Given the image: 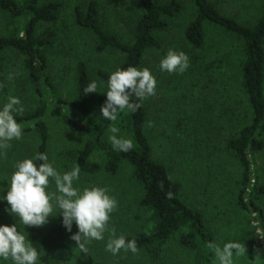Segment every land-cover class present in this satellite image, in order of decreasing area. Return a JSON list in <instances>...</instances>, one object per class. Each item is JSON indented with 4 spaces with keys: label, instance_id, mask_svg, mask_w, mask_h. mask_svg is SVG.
<instances>
[{
    "label": "trees",
    "instance_id": "16d2710c",
    "mask_svg": "<svg viewBox=\"0 0 264 264\" xmlns=\"http://www.w3.org/2000/svg\"><path fill=\"white\" fill-rule=\"evenodd\" d=\"M191 4L193 17L182 30L183 52L189 57V68L179 74L177 80L167 82L171 86L167 94L174 98L180 95L184 100L202 87L206 88L202 94L206 96L211 85L222 84L225 78L217 80V77L226 70L228 74L232 73L230 80L239 83L245 97V111L242 118L236 116L238 100L235 107L228 106L224 112L229 127L226 151L239 167L235 204L238 210L247 214L246 260L249 264H264V241L261 244L249 226L254 213L253 220H257L264 230V211L256 202L264 198V183L256 176L253 160L264 137V8L254 24L248 26L223 15L212 0H191ZM63 6L56 0H0V16L10 29L6 36L0 35V98L7 93L3 63L11 53L20 59L34 96L35 107L15 118L22 124L23 134L33 133L37 137L36 153H47L49 123H56L82 137V146L76 154L80 166L97 155L102 160L104 173L116 176L125 169L140 194V226L134 236L126 237L137 241L140 254L155 261L163 256L171 242H176L190 254V264H212V249L208 245L215 242V238L208 231L202 213L183 201L182 185L171 175L170 167L155 158L145 132L148 111L144 100L136 111L120 112L116 121L104 119L101 113L110 74L128 66L143 69L145 55L161 47L157 35L167 31L170 21L185 12L183 3L181 0H134V19L127 40L103 27L98 0H75L67 8ZM62 9H66L74 27L90 35L95 53L114 52L120 56L113 70L98 69L93 76L88 64L82 59L77 60L71 98L68 99L60 95L48 73V51L61 29L66 27L60 22ZM210 28L237 42L236 57L232 52L222 53L223 48L207 49L206 37ZM208 52L211 54L207 55ZM93 79L97 80V92L85 94L84 89ZM131 100L137 102L135 96ZM195 105L193 112L189 111L192 115L198 112ZM186 116L179 115L175 134L179 139L185 138L182 158L185 150L186 156L194 157L190 154V144L193 148L198 136V132L195 136L193 130L188 129L189 117ZM192 122L196 124L195 116ZM112 127L119 129L115 133L119 138L132 140L131 150L121 152L113 148L109 139L113 135ZM206 142H213V139L208 136ZM175 143L177 147L181 144L177 140ZM197 143L203 144V141ZM73 153L67 151L69 155ZM22 231L43 256H63L70 264H95L89 246L88 252H83L71 239L72 233L78 231L75 223L72 233L66 231L62 220L46 229L23 226ZM262 234L264 236V231Z\"/></svg>",
    "mask_w": 264,
    "mask_h": 264
},
{
    "label": "rangeland",
    "instance_id": "374dc122",
    "mask_svg": "<svg viewBox=\"0 0 264 264\" xmlns=\"http://www.w3.org/2000/svg\"><path fill=\"white\" fill-rule=\"evenodd\" d=\"M64 4H72L75 0H56ZM100 3V19L103 27L111 33L116 34L123 40H127L130 23L134 19V0H98ZM185 12L177 19L170 21V27L164 33L157 35L160 49L149 51L145 55L143 68L151 70L156 77L157 85L154 95L144 99L148 111L146 123V135L153 147L154 156L157 160L170 167L171 175L181 183V197L192 209L202 213L208 231H210L215 243L223 246L228 241H238L244 245L248 243L246 231L247 214L236 207V193L240 178L239 167L236 161L226 151L229 131L225 119V110L228 106L235 107V102L240 101L236 116L242 118L245 111V97L242 94L239 83L230 80L231 74L224 71L218 79H223L222 84H213L202 95L206 88H198L190 97L181 100L168 96L171 86L168 81L173 82L179 78L177 73L161 71L160 61L166 56L169 49L183 51L184 41L182 30L193 17L191 0H181ZM219 11L237 20L243 25L251 26L258 19L264 4L262 0H212ZM60 22L65 24L56 39L54 46L48 51V73L58 89L60 95L66 99L71 98L73 89L74 66L77 60L82 59L88 64L91 76L98 69L113 70L120 61V56L114 52L97 54L94 52V42L89 34L74 27L66 9L60 13ZM10 32L4 20L0 16V35L6 36ZM207 49L216 50L223 48V53L232 52L237 56L238 44L220 31L210 28L207 31ZM212 45V47H211ZM186 53V52H184ZM211 54L210 52L207 55ZM4 61V74L7 83V93L0 98V108L7 103L10 96L19 97L26 113L35 107L34 96L26 75L21 67L20 59L9 53ZM236 70V69H234ZM12 79H9V76ZM96 81V79H93ZM98 85V84H97ZM172 95V93H171ZM176 97V96H175ZM196 104V105H195ZM194 105L198 112H193ZM188 113V114H187ZM179 115L183 118L189 117L188 129L193 130L197 142L193 148L190 144V154L194 157L183 155V143L185 138L175 137ZM192 115V120L190 118ZM196 117V124L193 121ZM241 125H243L241 119ZM197 125V126H196ZM226 129V130H224ZM198 130V131H197ZM49 145L47 154L49 160H54V166L61 173L70 171L77 163L76 154L82 146L83 138L70 132L67 128L56 123H49ZM212 138L213 142H206ZM181 142L180 146L175 141ZM11 146L0 150V188L6 194L10 186L11 174L14 165L24 158L32 157L38 147V139L33 133L23 134L20 140L10 142ZM199 144L202 146L200 147ZM189 147L187 146V149ZM195 152H192L193 150ZM72 150V155L67 154ZM189 154V153H188ZM256 169V176L261 183H264V137L260 140L253 157ZM81 174L79 181L74 186L81 189L85 186L98 185L107 187L110 194L118 201V206L111 214V219L104 233L103 240H92L87 245L95 264H190L191 256L188 252L178 247L176 242H171L166 251L158 260L140 254H133L131 251L121 249L119 254L113 255L106 250V244L114 229L116 236L124 235L132 237L137 232L141 215L139 200L140 194L128 178V173L121 169L116 176H109L102 169V160L94 155L85 165L80 166ZM50 190L56 191L54 181L50 183ZM257 204L264 211V198L256 200ZM8 207L6 201L0 202V224L11 225L17 218L5 211ZM55 216H50L44 229L62 220L59 209H55ZM249 226L253 229L254 236L263 243L264 237L261 232L254 228L253 220L255 214L251 215ZM260 229H262L259 226ZM22 230L23 225H18ZM235 264H249L245 254L234 257ZM11 264V261L5 262ZM39 264H70L63 256H43L41 254ZM212 264H217L215 253L212 249Z\"/></svg>",
    "mask_w": 264,
    "mask_h": 264
},
{
    "label": "clouds",
    "instance_id": "9594fccd",
    "mask_svg": "<svg viewBox=\"0 0 264 264\" xmlns=\"http://www.w3.org/2000/svg\"><path fill=\"white\" fill-rule=\"evenodd\" d=\"M188 68L189 57L183 51L169 49L160 61L161 71L182 74ZM12 78L10 75L9 79ZM156 85V77L148 68L128 66L117 69L108 78L106 100L101 106L102 117L116 121L120 112L136 111L142 107L140 102L155 94ZM97 88V82L92 81L84 92L96 93ZM132 96L136 97L137 102L131 100ZM23 111L21 100L16 96H10L7 103L0 108V150L10 147L11 141L23 137L22 124L15 118ZM118 131L116 127L111 128L113 135L109 139L113 148L121 152L131 150L132 140L119 138L115 135ZM54 164L55 161L49 160L47 153L37 152L14 165L10 186L7 187L6 194H0V202L6 201L8 207L5 211L17 219L11 225L0 224V264L9 260L11 264H38L40 251L18 225L42 226L48 222L50 216H55V209H59L66 231L72 233L75 223L78 231L72 233L71 239L81 251L88 252L87 244L92 240L104 239L111 214L118 206L116 197L110 194L107 187L92 185L81 189L74 186L81 174L78 163L70 171L63 173ZM53 181L56 191L50 190V183ZM2 192L4 189L0 188V193ZM171 195L169 192V198ZM258 223L254 222V228L257 232L264 231L256 226ZM208 247L214 250L217 264H235L234 257L243 256L247 251L246 246L238 241H228L222 247L210 242ZM121 249L135 254L138 252L137 241L127 239L122 234L116 236L113 229L106 250L117 255Z\"/></svg>",
    "mask_w": 264,
    "mask_h": 264
}]
</instances>
